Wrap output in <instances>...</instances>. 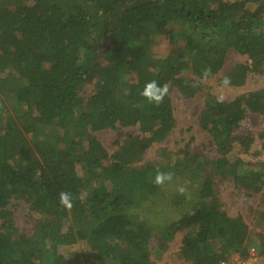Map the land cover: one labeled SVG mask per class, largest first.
I'll use <instances>...</instances> for the list:
<instances>
[{
    "label": "trees",
    "instance_id": "16d2710c",
    "mask_svg": "<svg viewBox=\"0 0 264 264\" xmlns=\"http://www.w3.org/2000/svg\"><path fill=\"white\" fill-rule=\"evenodd\" d=\"M230 51L246 61L224 72ZM252 75H264V0H0V264H72L60 248L76 244L84 264H155L152 251L180 231L190 264L248 258L247 224L217 189L230 179L264 202V162L226 160L255 144L236 131L264 115V88L227 101L205 82L240 88ZM151 80L169 86L159 106L140 95ZM173 91L205 97L198 122L214 157L191 139L144 160L177 127ZM134 127L112 153L96 135ZM157 171L172 180L156 185ZM176 182L192 188L169 225L156 203ZM61 192L74 198L70 211ZM13 201L36 216L31 233L19 229Z\"/></svg>",
    "mask_w": 264,
    "mask_h": 264
},
{
    "label": "rangeland",
    "instance_id": "374dc122",
    "mask_svg": "<svg viewBox=\"0 0 264 264\" xmlns=\"http://www.w3.org/2000/svg\"><path fill=\"white\" fill-rule=\"evenodd\" d=\"M167 47L165 48V51ZM246 61V57H243L236 53L235 51H230L228 54L225 71L234 66L236 63H241ZM208 87H210L211 93L219 98L230 101L236 96L241 94H247L253 91H257L264 88V75H252L249 77L245 86L237 87H222L218 85V77L210 79L205 82ZM86 93L90 92L86 88ZM172 101L174 106L175 118L177 121V127L173 134L164 142L154 144L150 150H148L145 155V161H153L157 157L161 149L166 148L170 151L176 150L183 147L186 143L190 142L192 139L191 149L196 152L204 153L208 156L214 157L216 153L214 148L210 143L209 135L202 130L199 126L198 118L204 105V96H197L194 99H184L177 92H172ZM137 127L134 128H124L118 129L116 131L104 130L98 132L97 138L106 148L109 153L115 150L114 142L117 140H122L128 135L136 132ZM264 132V115L259 114H249L246 123L243 127L236 131L240 135H254L257 139L253 145L250 153H244L240 146L235 147L234 151L230 156H228L227 162H232L237 159H243L245 161H263L264 162V150L262 151L263 140L259 136ZM256 151H261V155L255 156ZM254 169V168H253ZM182 185L181 182H176L172 184L171 191L166 193L168 196L159 198L156 203V207L161 211V216L163 222L168 221L170 217L166 218L169 214L172 220H178L186 210L187 203L185 200L177 203L180 198V193L178 188ZM189 192L192 186L184 185ZM217 194L223 203L225 210L231 216L241 215L247 224L249 230V245L255 248L261 253V264H264V219L261 217L260 213L264 211V202L260 194L255 196H247L245 192L237 188L230 179L223 180L218 189ZM171 196V197H169ZM11 210L13 211L16 223L19 229L23 232H32L33 225L36 221V216L30 212L28 206L22 201H13L11 205ZM138 214L148 215L145 210L137 211ZM156 214V213H155ZM149 217L151 215H148ZM155 215H153L154 217ZM165 218V219H163ZM150 220H154L151 218ZM161 220V219H158ZM155 220L154 222H156ZM151 225V222H149ZM166 228L168 225H164ZM154 232L158 233L160 226H151ZM162 227V226H161ZM185 231L177 232L176 235L169 241L166 242V249L162 248L158 251H152V261L155 264H190L185 262L180 258L179 252L182 244V238L185 235ZM155 239L151 242V250L155 247ZM60 252L69 259L72 264H84L83 254L80 244H76L68 247H61Z\"/></svg>",
    "mask_w": 264,
    "mask_h": 264
},
{
    "label": "clouds",
    "instance_id": "9594fccd",
    "mask_svg": "<svg viewBox=\"0 0 264 264\" xmlns=\"http://www.w3.org/2000/svg\"><path fill=\"white\" fill-rule=\"evenodd\" d=\"M211 69L206 68L204 70L205 76L210 73ZM225 84L230 83V81L226 78L224 81ZM169 86L167 83L161 85L157 80H151L147 82L141 91L140 95L143 96L150 104H154L155 106H159L164 102L165 97L168 95ZM173 178L172 173H164L157 171L154 183L156 185H163L165 181H171ZM180 194H184L187 189L184 186H180L178 189ZM73 196L69 192H61L60 193V204L66 208L67 210H71L73 207Z\"/></svg>",
    "mask_w": 264,
    "mask_h": 264
},
{
    "label": "built area",
    "instance_id": "2783aa9c",
    "mask_svg": "<svg viewBox=\"0 0 264 264\" xmlns=\"http://www.w3.org/2000/svg\"><path fill=\"white\" fill-rule=\"evenodd\" d=\"M259 257L255 248L249 249V256L246 259H241L237 256H232L227 260H223L220 264H258Z\"/></svg>",
    "mask_w": 264,
    "mask_h": 264
}]
</instances>
